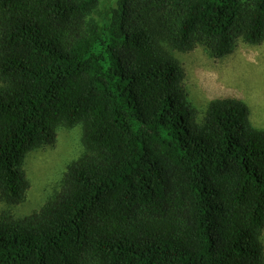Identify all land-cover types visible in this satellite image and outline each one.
<instances>
[{
	"label": "trees",
	"instance_id": "trees-1",
	"mask_svg": "<svg viewBox=\"0 0 264 264\" xmlns=\"http://www.w3.org/2000/svg\"><path fill=\"white\" fill-rule=\"evenodd\" d=\"M264 40V0H0V264H264V130L188 100L175 53ZM81 128L19 216L31 152Z\"/></svg>",
	"mask_w": 264,
	"mask_h": 264
},
{
	"label": "rangeland",
	"instance_id": "rangeland-1",
	"mask_svg": "<svg viewBox=\"0 0 264 264\" xmlns=\"http://www.w3.org/2000/svg\"><path fill=\"white\" fill-rule=\"evenodd\" d=\"M175 57L185 71L183 81L188 100L203 117L209 103L238 99L248 106L253 127L264 130V40L259 45L238 43L234 52L222 59H211L199 47ZM81 128H60L54 147L27 155L24 169L30 182L26 200L12 212L19 216L37 210L59 187L65 166L81 152ZM6 206L0 204V212ZM264 249V229L260 234Z\"/></svg>",
	"mask_w": 264,
	"mask_h": 264
}]
</instances>
